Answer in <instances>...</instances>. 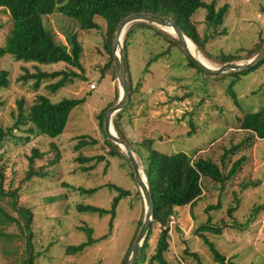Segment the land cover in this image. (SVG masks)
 Segmentation results:
<instances>
[{
    "label": "rangeland",
    "instance_id": "rangeland-1",
    "mask_svg": "<svg viewBox=\"0 0 264 264\" xmlns=\"http://www.w3.org/2000/svg\"><path fill=\"white\" fill-rule=\"evenodd\" d=\"M215 1L216 7L228 4L223 23L216 30L205 23L204 8L191 16L200 37L196 44L190 42L194 53L213 68L221 66L222 61L250 60L248 57L264 39V0ZM95 20L99 29L82 30L60 13L42 16L45 28L66 49L64 35H76L82 49L81 69L62 62L26 63L10 54L0 57V70L8 71L10 80L0 91V129L6 132L0 143V170L4 174L0 207L7 214V218L0 214V264H24L31 249L32 264H121L144 217V201L136 193L139 187L132 166L107 139L100 118L116 103L111 83L116 69L104 48L105 21L100 16ZM129 26L133 29L125 54L131 98L123 108L120 125L140 168L149 147L165 154L210 157L224 173L242 158L237 172L224 183L203 178V194L193 206L173 207L167 223L166 264H219L200 236V226L208 220L217 226L226 225L220 233L202 231L226 259L236 264H264V209H260L264 203V139L240 129L236 121L238 116L264 107V63L246 74H208L191 65L178 44L158 33L169 29L146 21ZM10 28L8 11L0 7V45ZM155 56L157 59L151 60ZM37 69L75 70L81 76L52 93L46 86L59 77L43 79L36 88L35 77L30 75ZM24 75L28 78H22ZM90 83L97 89H89ZM39 94L53 102L63 97L81 99L71 110L64 131L56 137L37 135L28 123L13 127L18 102L27 112ZM84 140L93 143L77 148ZM141 140H150L151 145H140ZM233 146L238 148L231 151ZM84 157L93 159L78 160ZM90 166L93 168L84 169ZM107 183L129 192L117 204L111 229L109 214L99 216L78 207L90 204L110 208L117 191ZM78 187L99 188L88 194ZM216 203L220 204L218 208L206 209ZM83 228H92V236L98 240L80 252L66 251L67 246L86 240ZM158 234L159 225L155 224L147 258L155 252Z\"/></svg>",
    "mask_w": 264,
    "mask_h": 264
},
{
    "label": "trees",
    "instance_id": "trees-1",
    "mask_svg": "<svg viewBox=\"0 0 264 264\" xmlns=\"http://www.w3.org/2000/svg\"><path fill=\"white\" fill-rule=\"evenodd\" d=\"M215 2V0H212L211 2H206L204 0H0V7H3L8 11L11 20L9 34L4 43L0 45V57L5 54H10L16 60H22L26 63L55 64L62 62L71 67L81 69L82 66L80 63V56L82 49L76 39V35H64L68 46V49H66L64 44H59L55 40L53 32L47 30L43 25L42 16L53 13H60L70 19H73L78 23L79 28L82 30L99 29L101 26L95 20V17H102L106 24V40L104 48L108 51L112 63H114L112 55V39L115 27L123 18L136 12L150 13L163 18H170L182 30L185 36L190 39V42L196 44L200 37L195 29V26L191 22V16L197 9L204 8L205 23L208 27L216 30V28L223 23V17L227 12L228 4L216 7ZM131 27L132 26H129L127 30H125L122 45L126 63V77L129 93L131 86L128 78V63L125 50L132 33L133 28ZM158 33L167 39H170L175 45L178 44L182 48L175 35L170 34L169 32H163L162 30H159ZM263 45L264 39L258 45L257 49L252 51L253 53H251L248 59L253 58L260 51ZM156 59L157 58L155 56L151 60L155 61ZM189 62L191 65L198 68L190 59ZM222 63L224 64L225 61H222ZM263 63L264 60L252 69L238 71L236 73L246 74L254 69H257ZM25 74H28L26 70ZM30 76L35 77L34 85L36 88L40 86L43 79L59 77L55 82H50L46 86L50 92L55 93L67 83H71L73 81V77H80L81 74L75 70H54L51 72H44L37 69L36 73L31 74ZM22 78L28 77L24 75ZM9 81V72L6 70H0V91L8 87ZM230 93L232 96H235L233 91L230 90ZM79 102H81V99L74 97H63L61 100L53 102L48 96L39 94L36 96L34 102L29 106L27 112H25L22 102H18V115L13 127L28 123L32 126L30 130L32 132L35 131L37 135L56 137L64 131L71 110ZM104 112L100 114L102 121ZM122 119L123 109L115 112L112 123L116 134L125 140L122 135V128L120 125ZM236 121L238 122L240 129L250 131L257 138L264 139V107L257 111L247 112L242 116H238ZM5 136L6 132L0 129V143ZM108 140L111 141L110 139ZM87 143L92 144L93 141L87 142L84 140L83 142L77 144V148ZM113 144H115L117 149L121 150L126 156L125 152L118 144L114 142ZM139 144H145L149 147L151 145V141L141 140ZM237 148V146H233L231 151H234ZM149 149V154L143 157L144 161L142 170L151 196L152 222L139 248L138 256L133 264H150L153 261H157L159 264H166L164 253L169 247V226L167 223L168 220H171L173 207L186 205H189L190 207L193 206L195 202L200 199L203 193V178H209L217 183H224L237 172L242 164V158L240 157L236 159L231 164L228 171L224 173L221 167L210 157L200 156L194 158L184 152L165 154L151 149L150 147ZM109 151L111 152L110 149ZM227 154L228 151L226 150L223 153V158H225ZM85 159L91 160L93 158H78L80 162ZM91 168H93V166L85 167L84 169L89 170ZM30 174L31 172L29 175ZM29 175L27 177H29ZM3 178V171L0 170V191H3ZM107 184L110 188L117 191V195L112 199L110 208L105 209L90 204H81L78 205V207L79 211L97 213L99 216L109 214V228L111 229L113 226L117 204L119 200L122 197L127 196L129 192L115 186L112 183ZM98 188L99 187L85 189L78 187L80 192L88 194L95 192ZM136 193L142 197L139 190ZM219 206L220 204L216 203L215 205L207 206L206 209L209 210L211 208H218ZM260 209H264V203L260 206ZM0 214L2 215V218H7V214L1 209V207ZM209 221L210 220H208L206 224L200 226V236L203 239L204 244L211 252L214 261L219 264H236L234 261L226 259V257L217 250L214 243L209 240L204 233H202V231L220 233L222 231V227L226 226L224 223L217 226L211 224ZM17 223L20 224L19 221ZM141 223L142 220L138 223V228L132 238L131 245L136 237ZM155 224L159 225V234L156 240L155 252L147 258L146 249L149 246V237ZM22 226L24 227L25 224H22ZM82 230H84L87 234L86 240L76 245L67 246L66 251L73 253L80 252L98 240L92 236V228H83ZM104 237L106 236H102V238ZM32 251L33 250L31 249L30 256L24 264H32ZM189 254L193 257H197L195 252H190Z\"/></svg>",
    "mask_w": 264,
    "mask_h": 264
},
{
    "label": "water",
    "instance_id": "water-1",
    "mask_svg": "<svg viewBox=\"0 0 264 264\" xmlns=\"http://www.w3.org/2000/svg\"><path fill=\"white\" fill-rule=\"evenodd\" d=\"M135 21H146L158 25L160 27L171 28L172 33L179 40L188 58L200 70L208 74L217 75L227 71H245L256 67L260 62L264 60V45H263L260 51L253 58H251L246 62L224 63L218 68H213L203 63L199 58L195 57L191 53L189 46L187 44V37L170 18H163L161 16L150 13L136 12L126 16L116 25L112 39V55L115 64L116 78L118 82L120 95L116 103L113 104L111 107H109L104 113V117H103L104 129H105L106 137L111 141H113L114 143L118 144L125 152L132 166L135 181L139 187V191L144 201V217L142 219V223L130 247V250L126 255L122 264H133L135 262L139 253V248L152 222L151 196L148 190V186L146 184V178L143 173V170L140 168L129 144L115 133L112 125L113 114L126 107L130 101V93H129L128 82L126 77V63L122 48V37L126 27Z\"/></svg>",
    "mask_w": 264,
    "mask_h": 264
},
{
    "label": "crops",
    "instance_id": "crops-1",
    "mask_svg": "<svg viewBox=\"0 0 264 264\" xmlns=\"http://www.w3.org/2000/svg\"><path fill=\"white\" fill-rule=\"evenodd\" d=\"M111 83H112V85L115 87V92H116V99H115V101H114V103H115V102L119 99V95H120L119 88H118V89L116 88V85H117L116 77H114V78L111 79ZM96 89H97V86H96ZM96 89H95V90H96ZM114 114H115V113H114ZM114 114H113V116H112V120H113ZM112 125H113V123H112ZM113 128H114V126H113ZM202 194H203V193H202Z\"/></svg>",
    "mask_w": 264,
    "mask_h": 264
},
{
    "label": "bare ground",
    "instance_id": "bare-ground-1",
    "mask_svg": "<svg viewBox=\"0 0 264 264\" xmlns=\"http://www.w3.org/2000/svg\"><path fill=\"white\" fill-rule=\"evenodd\" d=\"M167 29H169V33L173 34L171 28H167ZM187 44H188V46H189V49H190L191 53H192L195 57L199 58V57L196 56V54L194 53V50L192 49V47H191V45H190V39H189L188 37H187ZM199 59H200V58H199Z\"/></svg>",
    "mask_w": 264,
    "mask_h": 264
},
{
    "label": "built area",
    "instance_id": "built-area-1",
    "mask_svg": "<svg viewBox=\"0 0 264 264\" xmlns=\"http://www.w3.org/2000/svg\"><path fill=\"white\" fill-rule=\"evenodd\" d=\"M95 88H96V86H95V84H94V83H90V84H89V89H91V90H92V89H95ZM263 179H264V178H263Z\"/></svg>",
    "mask_w": 264,
    "mask_h": 264
}]
</instances>
